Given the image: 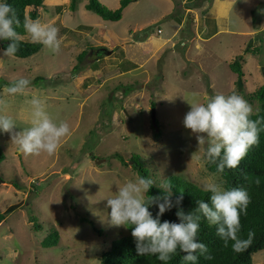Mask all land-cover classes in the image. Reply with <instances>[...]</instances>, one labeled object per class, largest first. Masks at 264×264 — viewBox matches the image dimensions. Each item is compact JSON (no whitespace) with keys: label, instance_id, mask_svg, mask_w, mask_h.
I'll return each instance as SVG.
<instances>
[{"label":"rangeland","instance_id":"1","mask_svg":"<svg viewBox=\"0 0 264 264\" xmlns=\"http://www.w3.org/2000/svg\"><path fill=\"white\" fill-rule=\"evenodd\" d=\"M99 1L110 10L121 5ZM221 1L133 0L123 18L112 22L88 11L89 0H77L74 7L72 0H46L39 19L58 28L59 51L43 46L23 59L1 50L0 111L16 120V130L28 127L30 100L37 96L54 120L69 123L70 134L49 155L24 154L9 133L0 132L6 156L0 164V211L20 206L0 224V264H100L112 243L130 234L110 224L107 198L139 176L132 156L140 157L157 184L170 176L198 187L206 177L224 182L207 169L206 145L198 149L183 118L187 100L206 103L219 93L235 92L252 114L259 110L250 96L264 85V0ZM22 39L34 43L28 34ZM238 56L242 88L231 69ZM117 68L128 73L107 80L104 75ZM20 77L31 86L9 95L7 85ZM38 77L44 80L36 82ZM31 192L37 194L28 204ZM54 230L59 244L45 248ZM253 263L264 264V251Z\"/></svg>","mask_w":264,"mask_h":264},{"label":"clouds","instance_id":"2","mask_svg":"<svg viewBox=\"0 0 264 264\" xmlns=\"http://www.w3.org/2000/svg\"><path fill=\"white\" fill-rule=\"evenodd\" d=\"M20 20L8 0H0V41H7L2 55L12 57L18 51L19 34L16 27ZM25 32L34 43L42 44L53 52L59 51L61 39L58 28L40 19L25 17ZM31 86L28 78L12 80L6 87L9 95L22 94ZM189 110L183 118V125L195 135L198 149L203 148L204 158L216 165V173L236 168L248 149L259 138L258 121L251 119L252 107L237 93L215 94L206 103L197 99L187 100ZM31 121L28 127L17 129L16 120L0 111V132L9 133L12 143L24 154L52 155L56 152L62 138L70 134V125L65 120H54L46 111L44 102L37 96L30 100ZM156 186L163 190L162 195L145 194ZM209 194L208 200H198L195 211H177V221L162 220L165 212L180 205L183 191L172 199V185L167 180L157 184L149 176H136L117 186L115 193L107 198L109 222L114 226L131 227L139 255L156 256L167 262L179 252L182 260L196 264L199 256L207 253V245L198 239L200 221L203 218L209 226H214L216 235L226 244L231 241L235 252L245 250L251 243L252 233L247 238L239 235L241 214L246 211L249 195L243 187H228L222 180L206 177L199 185ZM155 205V215L150 206Z\"/></svg>","mask_w":264,"mask_h":264},{"label":"trees","instance_id":"3","mask_svg":"<svg viewBox=\"0 0 264 264\" xmlns=\"http://www.w3.org/2000/svg\"><path fill=\"white\" fill-rule=\"evenodd\" d=\"M46 0H8L16 12L20 20V25L16 27L19 34L18 51L14 56L19 58H29L38 54L43 45L39 43H27L22 38L27 34L23 27L25 17L32 19H39V9L43 7ZM77 0H72L74 7ZM133 2V0H121V5L116 10H110L103 5L99 0H89L86 9L93 12L106 21L117 22L123 18L124 10ZM32 10L27 15V9ZM7 41H0V57L1 50L7 46ZM247 52H251V48ZM87 52L79 55V62H82ZM242 57L238 56L231 64V69L239 78L244 77V71L241 64ZM79 71L78 67H75ZM44 80V78H36V82ZM135 89H133L134 91ZM0 86V96H1ZM250 100L257 101L259 110L251 115V119L258 121L259 138L257 143L253 144L247 151L244 158L240 161L239 165L234 169H225L224 173H216V165L207 161V169L214 174H219L224 179L225 186L228 187H243L247 190L249 195V203L246 211L241 214V231L239 235L243 238L248 237L251 231L252 239L248 247L241 251H233L229 241L227 244L216 235L214 226H209L207 221L203 218L200 221L201 227L198 233V239L207 245L208 251L206 254L199 256L196 264H254L253 257L258 252L264 251V85L261 86L253 95ZM155 107V105L153 106ZM159 125V123H158ZM161 136L160 132H156V137ZM123 164H127L122 156H119ZM6 156L0 146V164L4 162ZM131 160L134 163V169L138 175L149 176L151 173L141 163L139 156H132ZM152 178V177H151ZM167 181L172 185L173 196L175 202L177 196L183 191V200L180 205L174 206L170 211L164 213L162 220L177 221L176 213L181 208L187 211H195L196 202L198 200H208L209 194L201 190L200 187L189 183L177 176H170ZM19 187V186H17ZM163 190L153 186L149 193L146 194V200L150 199V195H162ZM19 205H13L5 212L0 211V224L6 218L19 209ZM150 211L153 215L156 214L158 208L155 205L150 206ZM84 221H89L95 230L94 223L87 218ZM30 221L34 223L35 228H41L37 223L35 217L31 216ZM129 235L121 239L115 240L110 249L103 253L100 259V264H186L182 260L184 255L182 252H177L171 260L162 262L156 256H142L139 255L136 248V242L131 234V227H127ZM100 232V231H98ZM101 233V232H100ZM60 234L54 230L43 241L45 248H53L59 244ZM67 264V263H65ZM190 264V262H188Z\"/></svg>","mask_w":264,"mask_h":264},{"label":"crops","instance_id":"4","mask_svg":"<svg viewBox=\"0 0 264 264\" xmlns=\"http://www.w3.org/2000/svg\"><path fill=\"white\" fill-rule=\"evenodd\" d=\"M231 1L234 2L233 0H230V2H231ZM221 3H226V1H225V0H222ZM222 7H223V8H222ZM222 7L220 6L221 9H225L224 6H222ZM227 14H228V13H227ZM226 16H227V15H226ZM214 36H215V34L212 35L210 38H213ZM103 60H104V59H103ZM128 60H129L130 62L134 63L133 60H130V59H128ZM100 62H102V60H101V59H98V63H100ZM116 72H117L118 75H125V74L128 73V72L125 71V70H121V69L117 68L116 70H109V73L105 74L104 76H107L106 79L109 80V79H112V78L116 77L117 74H116V75L113 74V73H116ZM97 73H101V72H97ZM98 76L101 77L102 75H98ZM106 79H105V80H106ZM99 87H100V86H99Z\"/></svg>","mask_w":264,"mask_h":264},{"label":"water","instance_id":"5","mask_svg":"<svg viewBox=\"0 0 264 264\" xmlns=\"http://www.w3.org/2000/svg\"><path fill=\"white\" fill-rule=\"evenodd\" d=\"M108 52V54H111L112 52L110 51H105ZM243 84H242V79H239V87L242 88ZM152 119H153V125L154 127L158 126L157 120H156V112L153 111V115H152ZM25 191H27V189H24ZM37 193L36 192H31L30 196L28 197V204L30 203L31 199L33 198V196H35Z\"/></svg>","mask_w":264,"mask_h":264},{"label":"built area","instance_id":"6","mask_svg":"<svg viewBox=\"0 0 264 264\" xmlns=\"http://www.w3.org/2000/svg\"><path fill=\"white\" fill-rule=\"evenodd\" d=\"M158 32L161 34L163 31L161 29H158Z\"/></svg>","mask_w":264,"mask_h":264}]
</instances>
